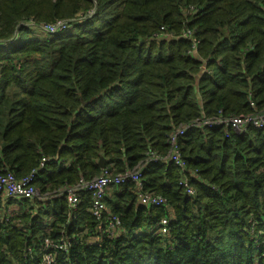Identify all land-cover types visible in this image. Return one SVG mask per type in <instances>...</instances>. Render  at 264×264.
<instances>
[{
    "label": "trees",
    "instance_id": "1",
    "mask_svg": "<svg viewBox=\"0 0 264 264\" xmlns=\"http://www.w3.org/2000/svg\"><path fill=\"white\" fill-rule=\"evenodd\" d=\"M72 19L45 37L27 24ZM184 25L210 74L186 55ZM249 99L264 109V0H0V174L21 179L48 158L41 194L97 177L100 158L132 169L148 148L166 153L174 127L247 114ZM180 148L194 197L166 162L142 174L166 208L141 204L131 183L107 194L101 221L88 193L68 222L63 194L2 203L0 264H41L46 237L72 242L53 264H264V132L194 127Z\"/></svg>",
    "mask_w": 264,
    "mask_h": 264
},
{
    "label": "built area",
    "instance_id": "2",
    "mask_svg": "<svg viewBox=\"0 0 264 264\" xmlns=\"http://www.w3.org/2000/svg\"><path fill=\"white\" fill-rule=\"evenodd\" d=\"M189 10H193V7H190ZM70 22H74V20H58L54 23L39 24L30 21L27 24L37 28L38 31L44 35H55L66 30L69 27ZM161 30L164 31L163 28H161ZM161 34L166 35L167 38L174 37L173 35L164 32ZM179 37L189 43V47L185 52L186 55L192 59H200L199 41L195 38L193 31L186 28V25H184ZM200 71L201 75L210 74V70L206 67L205 60H201ZM249 104L252 111L247 114L224 115L222 111H219L217 115L208 117L201 111V115L197 118L185 124H180L170 131L166 139V153L163 154L152 148H148L143 159L132 169H125L122 172L113 173L109 167L105 166L101 169V173L97 177L89 180L80 178L74 185L65 186L53 192H45L41 194L34 184L38 171L44 169L50 161L48 158H43L37 169L31 171L21 179H18L12 172L3 169L0 174V206L2 203L12 199L32 200L39 198L47 200L50 197L63 194L69 210L67 217L68 222L70 219V210L76 209L80 203V195L82 193H88L91 200L89 211L95 220L101 221L107 212L105 205L107 194L115 187L131 183L134 186L137 199L141 204L154 209L166 208L168 206L167 199L162 195L146 191L142 178L144 170L149 165H154L160 162H166L180 172L181 178L179 184L185 189V192L189 197H194L195 191L189 185V181L186 177L187 163L181 154V138L189 129L194 127L211 129L222 128L225 130L226 136L230 131L236 135H241L250 128L259 129L264 132V109L257 110L256 104L252 99H249ZM59 163L66 166V164L62 162ZM106 217L108 228H114L119 225V221L116 217L112 215H107ZM157 233L161 235L167 233L166 218H161L158 222ZM71 244V240L63 237L56 241L51 240L48 237L43 238L41 244V264H53L55 253L59 251L67 252L71 247ZM28 254L31 255L30 249H28Z\"/></svg>",
    "mask_w": 264,
    "mask_h": 264
},
{
    "label": "rangeland",
    "instance_id": "3",
    "mask_svg": "<svg viewBox=\"0 0 264 264\" xmlns=\"http://www.w3.org/2000/svg\"><path fill=\"white\" fill-rule=\"evenodd\" d=\"M90 16H92V12H91V13H88L87 18H89ZM72 20H74V22L77 21L76 19H72ZM72 20H71V21H72ZM36 35H37V36L40 35V36L45 37L44 34L38 32V31H37V34H36ZM16 206H17V205H16V203H14V200H11V201H10V207H11V208H15ZM4 210H5V209H4ZM3 216H4V211H3L2 206H0V219L3 218ZM14 216H15V215H14ZM14 216H12V217H14Z\"/></svg>",
    "mask_w": 264,
    "mask_h": 264
},
{
    "label": "water",
    "instance_id": "4",
    "mask_svg": "<svg viewBox=\"0 0 264 264\" xmlns=\"http://www.w3.org/2000/svg\"><path fill=\"white\" fill-rule=\"evenodd\" d=\"M106 166V160L104 158H100L99 160V167L103 169Z\"/></svg>",
    "mask_w": 264,
    "mask_h": 264
}]
</instances>
